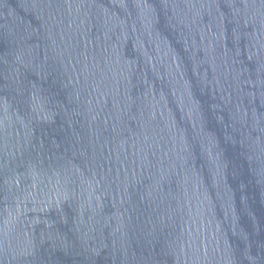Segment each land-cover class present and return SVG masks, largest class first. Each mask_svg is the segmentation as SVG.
I'll return each instance as SVG.
<instances>
[{"label": "water", "instance_id": "95a60500", "mask_svg": "<svg viewBox=\"0 0 264 264\" xmlns=\"http://www.w3.org/2000/svg\"><path fill=\"white\" fill-rule=\"evenodd\" d=\"M0 264H264V0H0Z\"/></svg>", "mask_w": 264, "mask_h": 264}]
</instances>
